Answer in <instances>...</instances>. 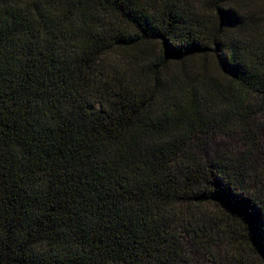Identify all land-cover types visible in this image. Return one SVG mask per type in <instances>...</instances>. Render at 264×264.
I'll return each instance as SVG.
<instances>
[{
  "label": "trees",
  "instance_id": "16d2710c",
  "mask_svg": "<svg viewBox=\"0 0 264 264\" xmlns=\"http://www.w3.org/2000/svg\"><path fill=\"white\" fill-rule=\"evenodd\" d=\"M0 264H264V0H0Z\"/></svg>",
  "mask_w": 264,
  "mask_h": 264
}]
</instances>
